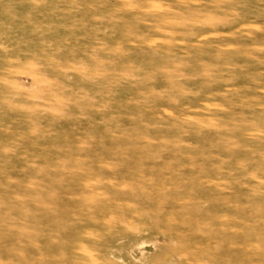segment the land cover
<instances>
[{
	"label": "rangeland",
	"instance_id": "374dc122",
	"mask_svg": "<svg viewBox=\"0 0 264 264\" xmlns=\"http://www.w3.org/2000/svg\"><path fill=\"white\" fill-rule=\"evenodd\" d=\"M0 264H264V0H0Z\"/></svg>",
	"mask_w": 264,
	"mask_h": 264
}]
</instances>
